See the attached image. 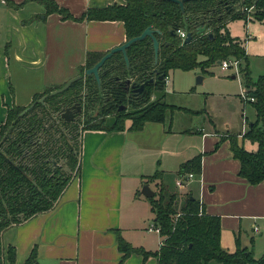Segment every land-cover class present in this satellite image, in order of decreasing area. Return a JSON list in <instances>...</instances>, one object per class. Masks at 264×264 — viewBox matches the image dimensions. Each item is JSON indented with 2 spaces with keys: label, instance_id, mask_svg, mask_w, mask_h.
Segmentation results:
<instances>
[{
  "label": "crops",
  "instance_id": "obj_1",
  "mask_svg": "<svg viewBox=\"0 0 264 264\" xmlns=\"http://www.w3.org/2000/svg\"><path fill=\"white\" fill-rule=\"evenodd\" d=\"M8 1L11 5L0 0V124L7 108L26 106L34 94L78 74L86 52L105 53L125 41L121 21L61 19L56 12L44 15V7L36 0ZM52 1L74 17L90 8L124 3ZM173 83L171 79L163 87V101L174 108L162 122L145 121L139 129H129L127 119L122 130L80 132L77 173L49 210L1 231L2 264H9L4 255L7 247L14 251L13 264H23L31 250L34 257L29 264H156L153 255L139 253H130L118 263L122 253L117 249L116 233L146 252L160 245L158 233L147 230L154 214L148 198L139 192L143 182L151 190L158 184L186 188L184 193L190 192L206 214L218 216L223 251L232 252L238 242L240 247L251 248L253 258L260 257L264 251V183L249 184L237 175L238 161L229 150L228 134L223 133H235L237 142L249 149L241 136L251 121L244 116L245 127L219 129L206 111H186H197V107L181 105L175 97L190 91L179 90ZM207 92L202 91L205 99ZM251 111L254 120L252 107ZM174 112L188 116L175 118ZM110 120L107 117L106 123ZM198 154L199 174L192 173L183 188L175 187L179 165ZM155 172L160 173L158 178L147 182L146 177ZM186 173L191 172L182 175Z\"/></svg>",
  "mask_w": 264,
  "mask_h": 264
},
{
  "label": "trees",
  "instance_id": "obj_2",
  "mask_svg": "<svg viewBox=\"0 0 264 264\" xmlns=\"http://www.w3.org/2000/svg\"><path fill=\"white\" fill-rule=\"evenodd\" d=\"M36 1L44 7V15L56 12L61 19L74 21H121L125 40L150 26L156 30L153 36L158 48L154 59L151 40L144 37L125 49L126 64L120 52L113 53L100 66L97 82L92 75H82L81 72L92 66L104 53L88 51L78 68V74L82 77L67 89L49 95L50 91L62 84L45 88L34 94L26 106L6 109L5 119L0 124V233L10 225L49 210L70 177L78 171L80 133L76 144L74 119L63 121L57 115L61 107L74 102L80 104L83 100L85 116L91 105H97L94 118L83 117L81 131L122 130L124 119L130 121L129 129H139L145 121L162 122L165 113L174 108L163 101V80L168 72L198 69L201 73H208L211 65L227 56L243 57L245 60L246 66L241 70L242 84L254 99L247 103L255 112L254 120L247 124L241 137L254 144V148L244 149L236 137L228 136L229 150L238 161L237 175L240 178L249 184L264 183V71L256 81L250 79L243 42L230 36L226 27L230 20L240 18L242 12L238 8L241 6H252L253 18L264 24V0H187L181 8L165 0H124L123 4L113 3L103 8L87 9L78 17L72 16L52 0ZM4 2L11 5L8 0ZM235 4L238 6L234 8ZM176 29L188 33L189 38L180 40L175 34ZM159 75L163 77L158 79ZM150 78L152 81L148 82ZM126 79L144 83L143 89L139 92L125 90ZM153 93L155 97L151 98ZM43 95L44 98L39 102L38 99ZM121 106L124 108L121 109ZM126 106L132 112H125ZM46 115H51L54 121L46 120ZM107 117L111 118L109 123H106ZM73 167H76V173L70 175ZM185 172L199 174V154L182 162L176 175ZM159 175V172H155L146 177V181ZM157 186L158 192L147 200L154 214L152 226L157 228L161 237L158 249L146 252L132 247L116 233L117 249L122 253L118 263L130 253H139L143 257L153 255L156 264L264 262V251L255 259L251 248L240 247L238 242L232 252L223 251L219 246L218 216L206 214L203 206L190 196V192L185 194L177 209L176 192L161 184ZM2 255L0 246V264ZM4 255L7 262L13 264L14 251L11 247L5 249ZM33 257L34 251L31 250L23 264L31 263Z\"/></svg>",
  "mask_w": 264,
  "mask_h": 264
},
{
  "label": "rangeland",
  "instance_id": "obj_3",
  "mask_svg": "<svg viewBox=\"0 0 264 264\" xmlns=\"http://www.w3.org/2000/svg\"><path fill=\"white\" fill-rule=\"evenodd\" d=\"M252 11L253 8L247 15L246 13L242 12L240 18L230 20L227 23V27L228 33L231 36H240L237 38L242 42H245L244 40L246 33L250 35V39H248L246 43V50L244 51V54H246L244 56H246L247 69L249 71L250 79L252 81H256L257 77L264 71V24L262 22L256 21L253 18ZM227 57L231 58L232 56ZM233 58L238 61L239 70L237 71V74H234L233 70H227L220 74L218 63L211 65L208 68V73H201L198 69H192L188 71L175 69L172 70L174 71L173 74L171 72H168L165 85H167L172 79V81L174 82L173 86H176L177 84V89H187V91L189 89L190 93L178 94L175 97L176 101L181 103V105L187 104L192 107H197V111H206L208 117L215 124V127L219 129L228 128L234 131L238 130L241 126L245 127L243 117L246 116L247 121L252 122L253 114L250 105L245 102L243 103V101L239 97L241 88H243L241 70L246 66L245 60L243 59V57ZM81 74L83 75V72H81ZM230 74L235 75L234 78H230ZM197 77H200L201 80L197 81ZM250 90H252V88ZM202 91H208L206 99L204 98ZM83 93L84 91L80 94ZM84 103L85 102L83 100L80 102V113L74 117V122L76 124V144L78 143L77 136L81 132V128L83 125V117L86 116V119H91L94 118L97 114V105L95 104L91 105V108L87 109L85 116H83V111L85 108ZM125 112H132V109L126 106ZM241 113L242 116H240ZM173 115L175 116V118L179 116H188L187 114H183V112H174ZM203 115L205 120H207L206 115ZM52 118L53 117L51 115H46L45 117V119L49 122L54 121V119ZM194 119L195 118L192 117V120ZM195 120L198 119L196 118ZM223 133L228 134L227 136L229 137H236L235 133H228V131H225ZM223 133H220V135H224ZM245 146L250 149V144L248 142L245 144ZM252 147L253 146H251V148ZM61 165L63 166V164ZM63 169L67 171V168L64 166ZM75 173L76 167H73L70 175ZM152 190L154 193L158 192V186H153ZM168 190L176 191L175 206L178 209L183 202L184 196L186 194L183 190H185L186 192V188L176 190L173 188H168ZM148 225H152V223H149Z\"/></svg>",
  "mask_w": 264,
  "mask_h": 264
},
{
  "label": "water",
  "instance_id": "obj_4",
  "mask_svg": "<svg viewBox=\"0 0 264 264\" xmlns=\"http://www.w3.org/2000/svg\"><path fill=\"white\" fill-rule=\"evenodd\" d=\"M165 1H170V2L176 3L178 5V7L181 8L183 2L187 1V0H165ZM154 32H156V30H153L150 26H146L140 32V34L133 36V37L125 40L121 44L114 46V47L110 48L108 51H106L92 66L86 68L84 70L83 74L84 75H92L93 78L95 79V81L97 82L98 81V70L107 58H109L115 52H120V54L122 55L123 61L126 64L127 58H126V54H125V49L131 43H133L135 41H139V40L143 39L144 37H148L151 40L153 56L155 59L156 54H157L158 44H157L156 39L153 36ZM188 38H189V34L187 33L184 40H187ZM153 72L155 73L156 71L153 70ZM81 77H82V75H80V74H76V75L72 76L71 78L66 80L59 88H55L54 90L50 91L49 95H53V94L64 91L65 89H67L69 87V85L71 83L80 79ZM162 77H163V75L157 76L158 79H161ZM197 78L199 79V77H197ZM147 81L151 82L152 78L148 79ZM125 84L128 86L127 88L130 89L131 92H139L144 87V83H134V82L130 81L129 79L125 80ZM44 96L45 95H43L41 98H39L38 101L41 102V100L44 98ZM120 108L123 109L124 106H121ZM26 109L27 108H25L23 111H25ZM80 110H81L80 104L78 102H74L69 106L61 107L58 110L57 115L63 121L68 122V121H71L72 119H74V117L80 113ZM139 192L141 195H143L146 198H149L153 195V191L148 187L147 183H142Z\"/></svg>",
  "mask_w": 264,
  "mask_h": 264
},
{
  "label": "built area",
  "instance_id": "obj_5",
  "mask_svg": "<svg viewBox=\"0 0 264 264\" xmlns=\"http://www.w3.org/2000/svg\"><path fill=\"white\" fill-rule=\"evenodd\" d=\"M237 4L234 5V8L236 6H238ZM238 9L241 12L246 13V15H247L248 13L251 12L252 6H248V7L241 6ZM175 34L179 37L180 40H183L185 38V36H186L185 31H183L182 29H176L175 30ZM249 37H250V35L249 34H246L245 35V41L248 40V39H250ZM218 66H219V70L220 71L233 70V73L234 74H237V71L239 70L238 61L235 58H233V57H231V58L227 57V58L221 59L218 62ZM166 77L167 76H165L164 77V80H163L164 81V85L166 83ZM239 97H240V99L243 102H253L254 101L253 97L248 95V93L246 91V88H244V87L241 88V93L239 94ZM192 178H193V174L192 173H186V174H184L182 176H179L175 180L174 185L177 188H183L186 185V183L189 180H191ZM147 230L148 231L153 230V231H155V232L158 233L157 228H154L152 225H149L147 227Z\"/></svg>",
  "mask_w": 264,
  "mask_h": 264
},
{
  "label": "flooded vegetation",
  "instance_id": "obj_6",
  "mask_svg": "<svg viewBox=\"0 0 264 264\" xmlns=\"http://www.w3.org/2000/svg\"><path fill=\"white\" fill-rule=\"evenodd\" d=\"M127 87H128V86H127V85H125V87H124V88H125V90H127V89H128ZM70 105H71V104H70Z\"/></svg>",
  "mask_w": 264,
  "mask_h": 264
}]
</instances>
